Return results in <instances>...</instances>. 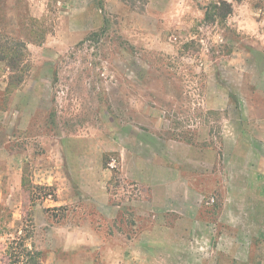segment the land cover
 Instances as JSON below:
<instances>
[{
	"label": "rangeland",
	"instance_id": "1",
	"mask_svg": "<svg viewBox=\"0 0 264 264\" xmlns=\"http://www.w3.org/2000/svg\"><path fill=\"white\" fill-rule=\"evenodd\" d=\"M260 92L264 0H0V264H116L77 232L106 199L264 168ZM133 236L118 264H150Z\"/></svg>",
	"mask_w": 264,
	"mask_h": 264
},
{
	"label": "crops",
	"instance_id": "2",
	"mask_svg": "<svg viewBox=\"0 0 264 264\" xmlns=\"http://www.w3.org/2000/svg\"><path fill=\"white\" fill-rule=\"evenodd\" d=\"M258 96L247 112L255 127H264V95ZM258 141L264 144V138ZM161 171L164 183L150 184L146 207L108 198L97 232L89 227L77 232L107 235L103 250L116 264L123 246L120 235L145 242L150 264H162L154 260L161 252L166 264H264V168L247 169L230 184L212 170L209 175L179 166Z\"/></svg>",
	"mask_w": 264,
	"mask_h": 264
}]
</instances>
